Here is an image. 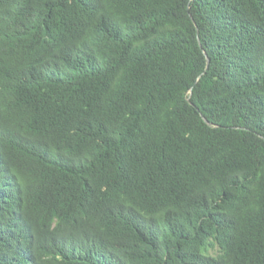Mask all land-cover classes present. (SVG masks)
<instances>
[{"label":"trees","instance_id":"obj_1","mask_svg":"<svg viewBox=\"0 0 264 264\" xmlns=\"http://www.w3.org/2000/svg\"><path fill=\"white\" fill-rule=\"evenodd\" d=\"M0 264H264V0H0Z\"/></svg>","mask_w":264,"mask_h":264}]
</instances>
